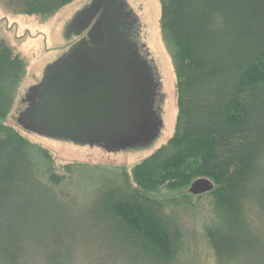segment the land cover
I'll return each instance as SVG.
<instances>
[{
    "label": "trees",
    "instance_id": "1",
    "mask_svg": "<svg viewBox=\"0 0 264 264\" xmlns=\"http://www.w3.org/2000/svg\"><path fill=\"white\" fill-rule=\"evenodd\" d=\"M24 1L26 14L43 15L73 0ZM159 3L175 75L173 135L85 197L58 191L66 175L49 151L6 122L25 66L0 41V264H75L90 249L101 264H174L181 230L161 193L201 195L190 191L200 180L217 207L206 228L216 263H243L260 247L251 214L264 193V0Z\"/></svg>",
    "mask_w": 264,
    "mask_h": 264
},
{
    "label": "rangeland",
    "instance_id": "2",
    "mask_svg": "<svg viewBox=\"0 0 264 264\" xmlns=\"http://www.w3.org/2000/svg\"><path fill=\"white\" fill-rule=\"evenodd\" d=\"M105 1L107 0H73L65 6H59L60 3L51 4L50 12L41 15L26 14L30 6L27 1L0 0V41L25 66V75L16 89L6 122L31 142L40 144L49 151L57 173L66 175L56 189L81 197H85L90 188L104 180L116 177L118 167L125 166L130 171L135 164L166 144L173 135L177 115L175 75L168 49L161 36L159 0H108L107 3H113L116 14L120 12L125 18L132 40L152 71L154 88L150 106L146 108L150 119L148 126L143 123L146 131L130 136L137 144L120 141L98 145L71 139L65 134L50 135L45 129L34 132L25 128L27 117L41 94L45 75L80 45L91 41L93 29L106 7ZM125 23L122 24L123 27H126ZM1 85L4 88L3 82ZM28 126L34 130L40 127L35 122L27 124ZM66 165H71L69 172L64 168ZM262 194L259 203L262 205L257 207V212L251 214L252 221L260 224L261 245L251 256L244 258L248 263L244 260L239 264H264V193ZM161 198L168 199L164 210L174 218L181 230V248L174 264H217L206 234V228L217 209L213 196L203 192L201 195L184 198L179 192L163 189ZM33 252L42 253L40 248H34ZM97 253L90 249L92 256L87 258L84 253L76 252L75 256L78 258L74 263L101 264L95 260L99 256ZM103 264L128 263L122 259L107 258Z\"/></svg>",
    "mask_w": 264,
    "mask_h": 264
},
{
    "label": "water",
    "instance_id": "3",
    "mask_svg": "<svg viewBox=\"0 0 264 264\" xmlns=\"http://www.w3.org/2000/svg\"><path fill=\"white\" fill-rule=\"evenodd\" d=\"M104 8L91 41L45 75L41 94L25 123L29 131L45 129L50 135L65 134L98 145L137 144L130 136L146 131L143 123L148 126L146 108L154 88L151 68L124 30L119 8L118 14L112 2ZM33 122L40 126L37 130L27 127ZM211 188L209 181L200 180L190 191L197 194Z\"/></svg>",
    "mask_w": 264,
    "mask_h": 264
},
{
    "label": "flooded vegetation",
    "instance_id": "4",
    "mask_svg": "<svg viewBox=\"0 0 264 264\" xmlns=\"http://www.w3.org/2000/svg\"><path fill=\"white\" fill-rule=\"evenodd\" d=\"M107 5V4H106ZM122 21H123V23H125L126 21H125V18L123 17L122 18ZM126 24V23H125ZM123 26V25H122ZM124 28V30L126 31V32H128V35H129V37L131 38V33H130V31H129V28H128V25L126 24V27H123ZM122 28V29H123Z\"/></svg>",
    "mask_w": 264,
    "mask_h": 264
}]
</instances>
